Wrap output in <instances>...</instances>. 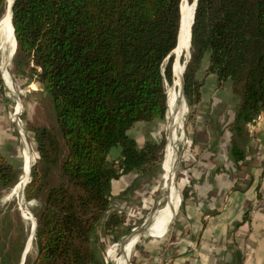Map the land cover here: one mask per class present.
<instances>
[{
  "label": "trees",
  "instance_id": "1",
  "mask_svg": "<svg viewBox=\"0 0 264 264\" xmlns=\"http://www.w3.org/2000/svg\"><path fill=\"white\" fill-rule=\"evenodd\" d=\"M181 2L15 0L10 71L34 78L55 120V128H30L37 159L23 195L30 202L46 190L36 214L33 264H98L105 250L95 241L99 226L109 244L118 243L121 226L126 234L132 229L125 227L122 211L108 212L112 187L130 174L157 180L153 171L163 159V132L141 147L127 132L136 123L165 119ZM5 7L0 0V19ZM206 56V73L215 75L217 89L229 83L238 98L233 128L264 115V0H196L183 72L191 111L201 100L197 74ZM191 125L180 156L194 142ZM114 148L119 157L109 161ZM232 154L236 162L243 157L236 147ZM18 181L0 155V187Z\"/></svg>",
  "mask_w": 264,
  "mask_h": 264
},
{
  "label": "crops",
  "instance_id": "2",
  "mask_svg": "<svg viewBox=\"0 0 264 264\" xmlns=\"http://www.w3.org/2000/svg\"><path fill=\"white\" fill-rule=\"evenodd\" d=\"M6 63L1 64L4 69ZM207 67L208 56L197 74V79L202 82L201 100L192 110L189 123L192 124L190 136L194 137V142L179 159V198L175 195L170 206L176 209L179 203L178 212H174L173 218L160 217L163 210L153 213L149 223L143 225L146 228L142 233L143 239H140V234L135 238L136 242L131 239L127 243L132 244V249L135 242L130 264H264V207L254 209L264 184V115L260 114L252 122L234 129L238 98L232 93L229 83L223 89H217L216 77L206 73ZM17 78L15 88L24 86L25 89L33 82L25 77ZM4 87L7 92L4 105H0V155L19 175V161L23 155L20 132L9 122L8 105L10 100L16 99L22 107L23 104L14 88L5 84ZM29 97L30 100L36 95ZM34 105L35 101L30 104ZM155 124L136 123L127 135L141 147L145 141H156L152 134ZM22 141L24 145L25 140ZM233 147L242 152L243 157L238 162L233 157ZM119 154V148L112 149L109 161H115ZM154 182L153 178L150 180L149 176L142 174L123 176L113 183L112 203L127 210L132 204L143 208L153 201L147 195L155 192ZM4 191L0 187L1 208L8 200ZM167 204L166 201L162 209ZM123 213L129 219V215ZM130 222L126 221L125 227H134ZM99 228L95 241L100 247L105 245L98 261L102 264L106 257L111 256L112 246L116 243L109 244L103 227ZM15 233L16 225L0 221V264H33L36 258L35 255L30 259L33 238L30 235L21 246L18 243H21L20 237Z\"/></svg>",
  "mask_w": 264,
  "mask_h": 264
},
{
  "label": "rangeland",
  "instance_id": "3",
  "mask_svg": "<svg viewBox=\"0 0 264 264\" xmlns=\"http://www.w3.org/2000/svg\"><path fill=\"white\" fill-rule=\"evenodd\" d=\"M181 10H182V16L187 15V14H189V11L192 12L193 5L188 0H182ZM6 12H7V0H6L5 11L2 15V18L4 17ZM2 18L0 19V22H1ZM5 50L8 52L9 47H7L5 44H3V36H2L1 25H0V60H2V57H3L2 52L7 54V52ZM10 55H11V52H10ZM187 59H188V49L185 50V48H184L183 50H177L174 53V62H173L172 67L174 66L173 75H175L177 77H175V80H174V76H173V81H172V84L170 86L165 85L166 96H167V99H171L173 111H175L176 110L175 108H177L179 106V104H181L180 101H183V108L180 110V113H179L181 115V125L183 127H181V128L178 126L175 127V130L177 131V133H176L177 136L175 139L176 142L174 141V144L176 146V157H175L176 159L173 162V184L172 185L174 187L175 195L178 196V198H179V193H178L177 177L179 174V159H180L181 151L183 150L184 145L186 144L185 143V141L187 139L186 129H187V127L191 121V120H189V118L192 114V111L186 105V100L184 98V94L182 93V85H181V92H180L181 94H180L178 92V90H180V89H179V87L175 86V83L179 79V75H180L179 72L182 71V67L185 65V62L187 61ZM181 60H183V61L181 62ZM6 64L7 65H6L5 69H2L0 66V83L2 82L1 81V75H3L5 85L6 86L8 85V86L14 88V90L16 91L15 93L18 94L19 97L21 98V101L23 104V109H25V110L23 111V114H22L23 133H22V135L18 134L19 143H20L21 154H22L23 153V147H24L22 139L25 140V145L28 147V149L30 150V152L33 155V162L31 164V166H32L35 163L37 158H36V155L33 151L34 140H33V133L30 130V128L31 127L55 128V120H54V116H53V111H52L50 99H49V97L46 96V94L44 92H42L40 90L41 86L36 81L34 82V78H28V81L33 80V82L30 83L29 85H26L27 87L25 86V89L23 88L24 86L15 88L14 82H15V80H18L19 78L15 77V75L11 74L10 69H12V59L9 60ZM0 65H1V61H0ZM180 77L182 79V74L180 75ZM9 78H11L13 85L10 84L11 81L9 80ZM19 90H20V92H19ZM5 91H6V89H5ZM173 92H175V93L173 94ZM29 95H36V97H32L29 100V98H30ZM7 96H9V95H7ZM174 99H175V101H174ZM34 101H35L34 107L30 106V104ZM172 101H174L175 103ZM167 108H168V105H167ZM167 125L168 124H167V112H166L165 119L162 122L155 124L154 131L151 128V132L153 131L152 134L156 140L158 139L160 132H163V135L165 137V145H164V149H163L162 162L153 171L154 173H156L155 175L157 177L156 182H154V185H155L154 191L155 192H153V191L149 192V194L147 195V197H151L153 199L152 203L150 202V204H148L147 206H145L143 208L137 207L138 204H136V205L132 204L131 208L129 210H127L126 208H123V209L121 207L119 208V206L116 207L112 203L111 204L112 209H110L108 211V212H111L113 209L114 210L119 209V211H123L127 215H129V217H128L129 219H127V221H131L130 223H132L134 226L129 231V233L134 228L139 229L141 226H143L144 223L146 221H148V219L150 220L153 213H156L157 210H158L157 212H159V210L160 211L164 210V209H162V207H164L165 202L168 200V196H169L168 193H169V189H170V184H169V181L167 179L163 178L167 172L166 159H165V151H166V148H167L168 143H169V141H168L169 131L167 129V127H168ZM23 156H24V153L21 156V160L19 161V166H20L19 175H18L19 182L24 177H26L25 170H24L25 157H23ZM21 168H22V171H21ZM23 181H24V184L22 185L21 190H17L16 193L13 192V188L15 185L10 187V188L5 189L3 194H4V196H7V198H8L7 204H5V206L2 208L0 207V221H9V223L13 224V226L16 225V233L15 234H16V236L18 235V237H20L21 243H20V241L18 243H19V245L21 244V246H24L28 237H30V235H31V233H30L31 228L33 227L34 224L36 225V214H37V212L40 211V209L43 205L45 194H46V190H45L43 193L38 195L37 198L34 199L33 201H30V202L26 201L24 198V195H23V191H24L25 183L28 184V182L30 181V172H29V176L27 177V179L23 180ZM49 181H50V186H51L53 184L52 179H50ZM19 182H17L16 184H18ZM167 203L169 204L168 201H167ZM140 205H141V203H140ZM178 207H179V203H178L177 208H176V213L178 212ZM166 215H167V212L161 217L163 218ZM157 216H158L157 218H159V215H157ZM169 218H167V219H169ZM125 221H126V219H125ZM99 230H100V228H99ZM116 233H117L116 235L119 238V241H118V243H116L115 245L112 246L111 256L106 257V259H104L103 264H117V260L120 256L121 251H123L127 247V244H125L124 249L123 250L121 249L122 248L121 247L122 242L127 238L129 233H127V234L125 233L124 227H121V229H119V231ZM143 235L144 234H142L140 236L141 240L143 239V237H142ZM134 240H135V242L137 241V239H134ZM29 242H30V239H29ZM135 242H134L133 247L135 246ZM133 247H132L131 251H129L128 254L126 255L127 264L131 263L132 254L134 251ZM105 252H107V251H105ZM30 253H31V257L30 256L29 257H30V259H32L36 255V250H35V247L33 245V239H32V249H31ZM105 255H106V253H105ZM30 259H29V261H31ZM26 263H28V262H26Z\"/></svg>",
  "mask_w": 264,
  "mask_h": 264
},
{
  "label": "bare ground",
  "instance_id": "4",
  "mask_svg": "<svg viewBox=\"0 0 264 264\" xmlns=\"http://www.w3.org/2000/svg\"><path fill=\"white\" fill-rule=\"evenodd\" d=\"M11 2H12V0H7V12L0 22L2 36H3V44H5L7 47H9V51H8L9 53L5 50L7 52V54L6 53L2 54L3 57H2V60H0L1 64L4 63V61L8 62L9 58H10V52L13 53L14 49H16V43H15L14 35L12 33V26L10 23V4H11ZM181 17H182L181 23L183 22V25L181 24V28H180V33H179L180 38H178V48H179L178 50H183L184 48L187 49V47L189 45V39H190L189 28H190V24H191V20H192V12L189 11V14L181 16ZM0 66L2 69H4V65L3 66L0 65ZM182 70H183V67H182ZM173 71H174V66L172 67V73H173ZM179 73L181 75L182 71H180ZM180 75H179V79L175 83V86L179 87V89H180V90L177 89L179 93L181 92V85H182V79H181ZM173 76H174V80H175V77H177V76H175V75H173ZM174 93L175 92H173V94ZM174 101H175V99H174ZM174 101H172V102H174ZM180 102H181V104H179V106L177 108H175L176 110L173 111L171 99H167V105H168V110H169V111H167V124H168L167 129L169 131V138H168L169 143H168V146H167L166 151H165L167 172H166L165 176L164 177L162 176V177L169 181L170 189H169V193H168L169 196H168V200H167L169 202V204L167 206H165L162 213H160V217L163 216L167 212V215L165 217L173 218L174 212L176 211V209L171 208L170 206L173 203V200L175 197V192H174L173 185H172L173 184V162L176 159L175 158L176 157V146L174 144V141H175L176 136H177L176 135L177 131L175 130V127H177V126L180 128L183 127L181 125V115L179 114L180 110L183 108V101H180ZM23 153H24L23 157H25V163H24L25 175L29 176L30 167H31V164L33 162V155L25 144L23 147ZM23 179L20 180V182L18 184H16L15 187L13 188L14 193H16L17 190H21L22 183L24 182ZM159 219H161V218H159ZM131 246H132V244L127 245V247L123 251H121L120 256L117 260V264H123V262L126 260V255L128 254L129 251H131Z\"/></svg>",
  "mask_w": 264,
  "mask_h": 264
},
{
  "label": "built area",
  "instance_id": "5",
  "mask_svg": "<svg viewBox=\"0 0 264 264\" xmlns=\"http://www.w3.org/2000/svg\"><path fill=\"white\" fill-rule=\"evenodd\" d=\"M1 81L4 82L3 79V75H1ZM0 83V105H4L5 99H6V91L4 88V84ZM8 99V98H7ZM9 111H8V115H9V122L15 127L17 128V130L20 132V135H22L23 133V120H22V114H23V107L20 103V101L18 100H10L9 102ZM168 111V108H167ZM263 182H264V172H263ZM264 207V184L262 189L259 192V196L257 198V201L255 203V207L254 209H259Z\"/></svg>",
  "mask_w": 264,
  "mask_h": 264
},
{
  "label": "water",
  "instance_id": "6",
  "mask_svg": "<svg viewBox=\"0 0 264 264\" xmlns=\"http://www.w3.org/2000/svg\"><path fill=\"white\" fill-rule=\"evenodd\" d=\"M14 2H15V0H12V2H11V4H10V23H11V19H12V8H13V4H14ZM195 2H196V0H194V2H193V11H192V20H191V24H190V28H189V32H190V30H191V25H192V23H193V14H194V9H195ZM181 21H182V17H181ZM180 28H181V22H180ZM12 33H13V29H12ZM179 33H180V31H179ZM179 38V37H178ZM189 48H190V39H189V45H188V47H187V49H188V57H189ZM179 48H178V44H177V46H176V48H175V50L172 52L173 54L178 50ZM14 53H15V49H14V51H13V53H12V55L10 56V58H9V60H11L12 59V57H13V55H14ZM185 64H186V62H185ZM184 68H185V65L183 66V70H182V93H183V88H184V83H183V72H184ZM172 75H173V73H172ZM31 168V167H30ZM30 172V171H29ZM27 185V183H25V185H24V188H25V186ZM149 220V219H148ZM146 223H149V221H146L145 223H144V225L146 224ZM35 227H36V225L34 224L33 225V229H32V231H31V237L33 238V235H34V230H35ZM145 227L144 226H141L139 229H133L130 233H129V235L127 236V238L122 242V245H121V249L123 250L124 249V245L125 244H127L128 243V241H130L131 239H135V238H137L140 234H142V233H145L146 232V228L144 229Z\"/></svg>",
  "mask_w": 264,
  "mask_h": 264
}]
</instances>
